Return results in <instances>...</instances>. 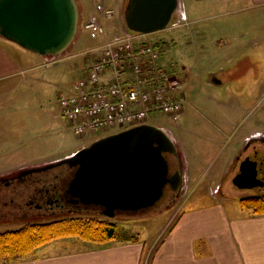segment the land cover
I'll return each mask as SVG.
<instances>
[{
	"label": "rangeland",
	"instance_id": "obj_1",
	"mask_svg": "<svg viewBox=\"0 0 264 264\" xmlns=\"http://www.w3.org/2000/svg\"><path fill=\"white\" fill-rule=\"evenodd\" d=\"M106 2L110 4V0ZM86 3L91 9L92 0ZM112 9L114 19H103V23L113 30L111 36H114L121 32V27L126 28L125 7L119 12ZM182 12L197 23L164 29L145 38L156 46L169 45L162 53L160 64L183 81L185 104L179 119L173 122L157 114L151 117V122L163 128L174 141L183 176L187 166L191 168L193 191L184 185L177 197L164 199L152 209L108 219L95 210L15 218L9 213V205L4 204L8 202L11 189H1L0 233L60 219L108 220L117 224L120 233L136 235L141 241L154 237L143 262L150 264L151 254L166 231L190 204L193 195L203 193L211 181L214 184L215 180L226 177L223 194L231 200L264 194V184L240 189L232 182L244 160L243 149L247 147L243 145L236 153L240 134L253 126L264 128V86L262 90L255 87L256 77L262 75L264 79V13L246 0H182L170 26L182 24ZM260 18L263 19L261 28ZM89 38L86 31L78 32L58 60L25 72L33 78L32 88L24 85L21 91H0V176L14 171L20 163L40 167L62 160L95 140L90 134L76 137L60 115L57 104L58 96L70 93L92 62L94 47L88 44ZM212 73L218 80L227 79L228 86L217 87L216 83H211ZM237 104L246 112L241 117L230 112ZM250 122L252 125H247ZM58 172L69 174L68 168L61 166L42 175ZM202 199L207 201L208 196ZM62 241L67 240H58V246L64 244Z\"/></svg>",
	"mask_w": 264,
	"mask_h": 264
},
{
	"label": "water",
	"instance_id": "obj_2",
	"mask_svg": "<svg viewBox=\"0 0 264 264\" xmlns=\"http://www.w3.org/2000/svg\"><path fill=\"white\" fill-rule=\"evenodd\" d=\"M178 0H128L124 22L142 35L167 28ZM75 0H0V37L41 57L63 54L78 28ZM177 147L162 128L142 124L96 139L72 155L29 173L66 166L63 189L66 204L77 210H95L108 219L156 207L170 189L177 197L183 171L172 172L167 158ZM260 160L246 157L233 178L240 189L262 187Z\"/></svg>",
	"mask_w": 264,
	"mask_h": 264
},
{
	"label": "crops",
	"instance_id": "obj_3",
	"mask_svg": "<svg viewBox=\"0 0 264 264\" xmlns=\"http://www.w3.org/2000/svg\"><path fill=\"white\" fill-rule=\"evenodd\" d=\"M75 1L78 7L79 26L91 17H97L106 29L104 36L95 40L89 38L88 44L94 47L91 49L92 62H94L98 57L96 49L111 38L113 32L96 13L95 6L101 3L104 7L116 8L119 12L122 6L126 7L128 0H110L109 5L106 0H92L91 9L86 6L88 0ZM246 1L264 13V0ZM181 2L182 0H178L179 8ZM188 15L185 14L186 26L197 23V20H190ZM262 23L263 19H258L259 28L262 27ZM114 24L119 31L120 27L117 26L116 20ZM78 32H83L82 28L78 29ZM46 58L28 52L0 37V91H21L24 85H31L30 81L33 78L24 73L46 64ZM211 76V83L215 80L219 81L215 84L217 87L228 86L227 79L218 80L213 73ZM38 81L39 79L36 78V83ZM263 84V76L256 77V89L262 90ZM230 112H234L237 117L246 114L240 104ZM262 118L264 119V116ZM247 125L251 126L252 122ZM94 137L96 139L100 136ZM245 144L247 147L243 149L244 159L256 149L258 157L263 161L264 169V128L253 126L245 129L240 134L235 148L236 153L241 151V147ZM25 166L28 167L20 163L14 171ZM11 172L13 171L5 174ZM192 175L191 168L187 166L183 176V187L188 185L191 187V192L193 191ZM261 178L264 182V174ZM225 179L226 177L217 179L214 184L211 181L203 193L193 195L190 204L181 211L174 227L156 249L150 264H264V216H256L242 209L239 204L240 199L236 201L225 196L223 194ZM198 196L202 198L208 196V200ZM74 238L76 237L63 238L67 241H62L64 244L61 246H58L60 239L51 241L37 248L33 256L10 264H143L154 237L149 241L147 239L135 243L111 241L105 244H93L80 239L77 241Z\"/></svg>",
	"mask_w": 264,
	"mask_h": 264
},
{
	"label": "built area",
	"instance_id": "obj_4",
	"mask_svg": "<svg viewBox=\"0 0 264 264\" xmlns=\"http://www.w3.org/2000/svg\"><path fill=\"white\" fill-rule=\"evenodd\" d=\"M95 11L105 21L114 17V10L101 3ZM81 28L93 40L106 34L96 17L86 20ZM96 51L97 59L85 68L72 91L57 99L60 115L76 137L106 135L151 123L157 114L173 122L179 119L185 104L183 81L160 64L159 48L145 35L125 28ZM55 61L47 58L46 64Z\"/></svg>",
	"mask_w": 264,
	"mask_h": 264
},
{
	"label": "trees",
	"instance_id": "obj_5",
	"mask_svg": "<svg viewBox=\"0 0 264 264\" xmlns=\"http://www.w3.org/2000/svg\"><path fill=\"white\" fill-rule=\"evenodd\" d=\"M157 47L162 55L169 45L165 43ZM239 204L253 215L264 216V194L242 198ZM69 237L93 244L139 241L136 235L120 233L117 224L108 220L60 219L48 223H31L18 230L0 233V264H10L31 257L37 248Z\"/></svg>",
	"mask_w": 264,
	"mask_h": 264
},
{
	"label": "flooded vegetation",
	"instance_id": "obj_6",
	"mask_svg": "<svg viewBox=\"0 0 264 264\" xmlns=\"http://www.w3.org/2000/svg\"><path fill=\"white\" fill-rule=\"evenodd\" d=\"M180 10L179 5L174 14ZM173 14V16H174ZM173 18H171V22ZM183 24V20L181 19ZM178 27L182 25L178 24ZM219 81H214L218 83ZM247 146V145H246ZM255 156V160H260L258 171L260 176L264 174L261 159L258 157V152L253 149V153L247 155ZM167 158L171 164L172 172L181 169L180 158L177 155ZM34 167H23L11 173L0 176V190L11 189V194L8 197L9 213L15 218H33L38 216L56 215L59 213L81 212L84 209L77 210L66 204L63 198V189L65 180L68 175L65 172H58L52 175H47L44 172L29 173L28 171ZM47 176V177H46ZM263 178V177H262ZM174 193L170 189L166 191V201L173 199ZM25 212L31 213L26 215ZM7 214V213H6Z\"/></svg>",
	"mask_w": 264,
	"mask_h": 264
},
{
	"label": "bare ground",
	"instance_id": "obj_7",
	"mask_svg": "<svg viewBox=\"0 0 264 264\" xmlns=\"http://www.w3.org/2000/svg\"><path fill=\"white\" fill-rule=\"evenodd\" d=\"M47 177V176H46Z\"/></svg>",
	"mask_w": 264,
	"mask_h": 264
}]
</instances>
